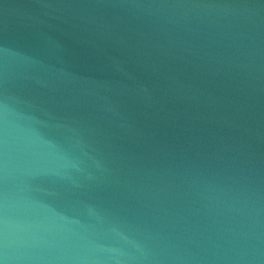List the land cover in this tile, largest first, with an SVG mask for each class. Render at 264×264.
Segmentation results:
<instances>
[{
  "label": "water",
  "instance_id": "95a60500",
  "mask_svg": "<svg viewBox=\"0 0 264 264\" xmlns=\"http://www.w3.org/2000/svg\"><path fill=\"white\" fill-rule=\"evenodd\" d=\"M0 264H264V0H0Z\"/></svg>",
  "mask_w": 264,
  "mask_h": 264
}]
</instances>
